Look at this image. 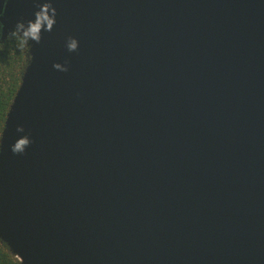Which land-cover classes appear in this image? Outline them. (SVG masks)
<instances>
[{"label":"water","instance_id":"obj_1","mask_svg":"<svg viewBox=\"0 0 264 264\" xmlns=\"http://www.w3.org/2000/svg\"><path fill=\"white\" fill-rule=\"evenodd\" d=\"M13 35L19 264H264V0H0Z\"/></svg>","mask_w":264,"mask_h":264},{"label":"trees","instance_id":"obj_2","mask_svg":"<svg viewBox=\"0 0 264 264\" xmlns=\"http://www.w3.org/2000/svg\"><path fill=\"white\" fill-rule=\"evenodd\" d=\"M28 59V48L23 38L13 35L0 40V135L8 107L18 88ZM0 264H19L1 242Z\"/></svg>","mask_w":264,"mask_h":264},{"label":"clouds","instance_id":"obj_3","mask_svg":"<svg viewBox=\"0 0 264 264\" xmlns=\"http://www.w3.org/2000/svg\"><path fill=\"white\" fill-rule=\"evenodd\" d=\"M34 31V30H33ZM20 149V144H17L16 146H15V150H19Z\"/></svg>","mask_w":264,"mask_h":264}]
</instances>
